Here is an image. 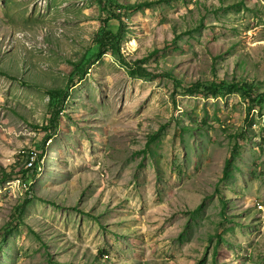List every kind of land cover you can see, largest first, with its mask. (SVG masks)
<instances>
[{"label":"rangeland","instance_id":"1","mask_svg":"<svg viewBox=\"0 0 264 264\" xmlns=\"http://www.w3.org/2000/svg\"><path fill=\"white\" fill-rule=\"evenodd\" d=\"M116 2L0 0V264H264V0Z\"/></svg>","mask_w":264,"mask_h":264},{"label":"trees","instance_id":"2","mask_svg":"<svg viewBox=\"0 0 264 264\" xmlns=\"http://www.w3.org/2000/svg\"><path fill=\"white\" fill-rule=\"evenodd\" d=\"M98 3L101 7V12L107 13V18L104 20L105 23L104 28L101 30L100 34L97 36L96 40L94 41V45H97L98 48L100 49L101 47L104 46L114 47L119 40L118 31L122 28L119 14H117L116 11L118 10V8H122V6L118 5L116 0H98ZM151 5L152 3L151 4L147 3V4L134 6L132 8L150 7ZM88 63H89V58H83L79 63L73 65V70L69 74V80L72 81L75 78L82 80L87 73L86 64L88 65ZM131 74L144 75V76L147 75L146 72H143V70L140 69L136 71H132ZM0 75L8 77V75L3 72H0ZM161 76L172 80L178 87H181L180 83L176 81L171 75L162 74ZM22 83L25 84L24 82ZM191 87H192L190 90L191 93H205L206 95H213V96H216L217 94L223 92L234 93L236 91L241 90L239 84L228 85L225 82L211 83L210 85L194 84ZM242 89H246V87L244 88L242 87ZM47 94L49 96L48 114L50 116V119L48 121V124L45 126L44 130L46 132H49L51 127L54 126L55 128V126H57V124L59 123L61 109L67 97V91L62 89H56V90L54 89V90H48ZM48 139L50 138L48 137ZM27 171H29V169H27ZM11 178L12 176L10 174H7L4 177V181H9L11 180Z\"/></svg>","mask_w":264,"mask_h":264},{"label":"built area","instance_id":"3","mask_svg":"<svg viewBox=\"0 0 264 264\" xmlns=\"http://www.w3.org/2000/svg\"><path fill=\"white\" fill-rule=\"evenodd\" d=\"M34 167H36V163H29L28 164V167H27V169H31V168H34ZM259 208H261L262 209V207L261 206H259Z\"/></svg>","mask_w":264,"mask_h":264}]
</instances>
